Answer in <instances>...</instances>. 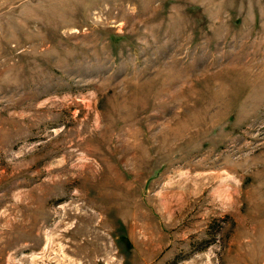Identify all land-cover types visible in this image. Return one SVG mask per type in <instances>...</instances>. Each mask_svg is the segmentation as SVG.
Instances as JSON below:
<instances>
[{
    "label": "rangeland",
    "instance_id": "obj_1",
    "mask_svg": "<svg viewBox=\"0 0 264 264\" xmlns=\"http://www.w3.org/2000/svg\"><path fill=\"white\" fill-rule=\"evenodd\" d=\"M0 264H264V0H0Z\"/></svg>",
    "mask_w": 264,
    "mask_h": 264
}]
</instances>
